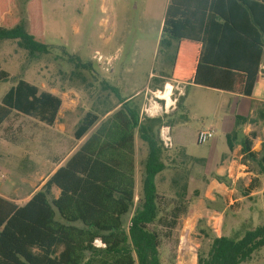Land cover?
<instances>
[{"label": "trees", "instance_id": "16d2710c", "mask_svg": "<svg viewBox=\"0 0 264 264\" xmlns=\"http://www.w3.org/2000/svg\"><path fill=\"white\" fill-rule=\"evenodd\" d=\"M13 6L14 0H0V39L15 41L30 57L46 54L43 1L27 3L26 29L6 16ZM160 43L174 44L173 81L251 96L264 55V0H168ZM7 77L0 70V81ZM136 96L121 98L102 121L86 111L73 138L87 137L24 204L0 196V264H163L157 228L169 236L186 213L187 182L181 176L173 198L158 192L156 177L166 168L158 135L163 121L140 117ZM61 103L52 92L18 79L0 99V126L12 112L52 126ZM259 120L264 109L255 118L234 115L225 142L229 152L239 147L240 163L264 178V141L253 150L257 133H244V126ZM135 134L147 149L138 193ZM259 188L256 177L243 195ZM262 246L264 224L240 239L213 237L206 252L198 250L196 264H240Z\"/></svg>", "mask_w": 264, "mask_h": 264}, {"label": "rangeland", "instance_id": "374dc122", "mask_svg": "<svg viewBox=\"0 0 264 264\" xmlns=\"http://www.w3.org/2000/svg\"><path fill=\"white\" fill-rule=\"evenodd\" d=\"M42 1L47 53L30 57L15 41L0 39V70L8 76L0 81V99L18 79H23L57 94L63 102V117L51 129L15 112L2 123L0 192L12 196L15 191L22 197L39 189L60 159L76 145L73 131L86 111L102 117L121 98L139 91L134 102L140 117H161L163 121L158 135L166 168L156 177L158 192L173 198L184 181L181 176H185L189 207L195 204L198 214L182 215L169 236L157 228L162 263L196 264L198 250L206 252L213 237L240 239L246 230L264 224V178L242 164L238 179L220 175L225 178V193L210 184L216 167L223 164L221 159L231 155L225 134L233 128L234 115H246L250 101L196 85L181 88L170 78V64H162L165 47L159 44L164 0ZM25 4L26 0H15V9L10 12L24 29ZM154 73L165 77L161 84L150 79ZM103 83L110 89H105ZM169 84V98L161 100L154 88L157 85L164 92ZM259 109H264V103L256 104L253 118ZM166 127L168 146L160 137L161 129L166 132ZM205 129H213V137L197 144L196 134ZM251 131L258 135L253 150H259L264 141V120L244 126L245 134ZM146 153V146L136 134V193ZM234 159L240 163L237 155ZM174 177L177 184L171 181ZM256 177L260 188L243 195ZM205 192L214 200L206 199ZM52 193L57 194L55 189ZM240 264H264V246Z\"/></svg>", "mask_w": 264, "mask_h": 264}, {"label": "crops", "instance_id": "0c3cea01", "mask_svg": "<svg viewBox=\"0 0 264 264\" xmlns=\"http://www.w3.org/2000/svg\"><path fill=\"white\" fill-rule=\"evenodd\" d=\"M28 2H29V0H26V4H25L26 16H27V3ZM167 3H168V0H164V3H163V13H162V16H161V27H162V21H163V17H164V13H165V9H166ZM14 9H15V0H14V6L12 8H9L8 9V11L6 13V16L7 17H11V18H15L13 15L10 14V12H12ZM15 19H17V18H15ZM43 19H44V8H43ZM44 27H45V24H44ZM44 32H45V30H44ZM44 35H45V33H44ZM173 51H174V44L168 50L165 48V51L162 54V59H163L162 64H170V66H171V58H172ZM262 68H264V55H262L261 69L259 71V77H258V79L255 82L254 89H253V92H252V95L251 96H248L247 97V96L238 95V94L230 93V92H226V91H221V90H216V89H212V90L218 91V93L220 95H227L229 97L234 96V97H238V98H245L246 100L250 101V107H249L248 113L246 115H251L253 113L254 108L256 107V104H258V103H264V71H262ZM150 76H151V74H150ZM150 79L151 80L152 79H155L156 84L158 85L160 83V81H162V80L165 79V77L162 74H159L158 75V74L154 73L151 76ZM157 85H156V87L154 89L156 90V92H160ZM180 85H181V88H182V86H184V85H195V84H192V83H180ZM196 86L203 87V86H200V85H196ZM147 88H148V86H147ZM204 88H207V87H204ZM208 89H211V88H208ZM49 92H52V91H49ZM151 92L154 93V91H151ZM52 93L55 94L54 92H52ZM137 94H139V91H135L133 94L127 95V97H134ZM55 95H57V94H55ZM62 104H63V102L61 103L60 109H59V111L57 113V117H56L55 123L52 126H46L45 125L49 129L55 127V125L59 121V119H61L63 117V114H62L63 113L62 112ZM118 107H119V105L115 109H117ZM108 110L109 109H107L105 112H107ZM111 112L112 111H108L107 113H104V115L102 117H100V121H102L103 119H105ZM239 115H241V114H239ZM246 115H244V116H246ZM86 137L87 136H85L84 138H82L80 141L76 142V145L74 146V148L65 157H63L62 159H60V161L56 164V166L52 169L51 173H49L46 178H48L60 166V164L64 162V160L77 148V146ZM134 144H135V151H136V134L134 135ZM228 153L231 154L230 157L229 156H228V158L227 157H223V158L221 157L222 158L221 160H222V163L223 164L216 167L217 169L215 171V174L216 175H219V176L222 175V174H227L228 177L235 176V179H238L240 177L239 176L240 175V172L238 170L240 169V167H244L240 163L237 164L236 163V160L234 159L236 157V155H237V159H240L239 147H236L232 152H229L228 151ZM135 157H136V154H135ZM135 164H136V160H135ZM241 169H243V168H241ZM214 180L215 179H213V181L212 180L210 181L211 187L212 188L214 187L215 189L219 190L220 193H225V190L227 189V187L224 184L219 183L216 180L215 181ZM44 182H42V184ZM229 185H230V183H229ZM34 191H36V188L34 189ZM34 191H32V193H30V195H25V196H22V197H19V196L15 195L16 194L15 191H13V193H12L13 195L12 196L3 194L2 192H0V196L3 197V198H6L8 200L13 201L17 205H22V204H24L31 197V195L33 194ZM56 192L58 193L57 190H56ZM204 197L206 199H208L209 201H213L214 200V197L209 192H205L204 193ZM194 206H196V205L193 204L190 207L188 206L187 211H186V214L188 212H190V214H193L194 213L195 216H198V214L195 213V207Z\"/></svg>", "mask_w": 264, "mask_h": 264}, {"label": "built area", "instance_id": "2783aa9c", "mask_svg": "<svg viewBox=\"0 0 264 264\" xmlns=\"http://www.w3.org/2000/svg\"><path fill=\"white\" fill-rule=\"evenodd\" d=\"M166 88V85L164 87V89ZM162 100V99H161ZM167 127H166V132L164 130V128L161 129V139L164 143L165 146H168L170 144V138L168 136V132H167ZM214 135V130L213 129H205V130H200L198 131V133L196 134V138H195V142L197 144H203L206 143L210 138H212Z\"/></svg>", "mask_w": 264, "mask_h": 264}, {"label": "bare ground", "instance_id": "6f19581e", "mask_svg": "<svg viewBox=\"0 0 264 264\" xmlns=\"http://www.w3.org/2000/svg\"><path fill=\"white\" fill-rule=\"evenodd\" d=\"M170 90H171V86L167 85L164 92H159L158 97L163 99V100L168 99L169 95H170Z\"/></svg>", "mask_w": 264, "mask_h": 264}]
</instances>
